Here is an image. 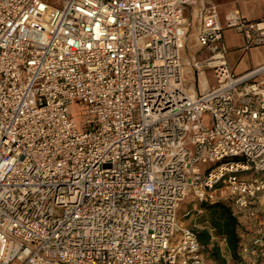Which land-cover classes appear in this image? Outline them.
<instances>
[{"label": "built area", "instance_id": "built-area-1", "mask_svg": "<svg viewBox=\"0 0 264 264\" xmlns=\"http://www.w3.org/2000/svg\"><path fill=\"white\" fill-rule=\"evenodd\" d=\"M207 1L0 0V264H204L188 198L232 202L264 258V64L231 71Z\"/></svg>", "mask_w": 264, "mask_h": 264}, {"label": "trees", "instance_id": "trees-1", "mask_svg": "<svg viewBox=\"0 0 264 264\" xmlns=\"http://www.w3.org/2000/svg\"><path fill=\"white\" fill-rule=\"evenodd\" d=\"M201 230H193L204 247V261L212 264H227L219 243L225 245L226 253L233 264H252L240 254L251 239V233L241 221L232 202L215 204L198 203ZM264 222V214L260 217ZM253 264H264V258H256Z\"/></svg>", "mask_w": 264, "mask_h": 264}, {"label": "crops", "instance_id": "crops-1", "mask_svg": "<svg viewBox=\"0 0 264 264\" xmlns=\"http://www.w3.org/2000/svg\"><path fill=\"white\" fill-rule=\"evenodd\" d=\"M207 5L216 7L218 22L223 29V42L228 50L226 59L231 71L236 75H243L263 65L264 45L245 50L244 36L226 27V15L230 11H238L248 21H264V0H208ZM194 27L195 23L190 29L187 45L183 52L184 58H200L204 55L196 47ZM188 45L193 52L191 54L187 52Z\"/></svg>", "mask_w": 264, "mask_h": 264}, {"label": "rangeland", "instance_id": "rangeland-1", "mask_svg": "<svg viewBox=\"0 0 264 264\" xmlns=\"http://www.w3.org/2000/svg\"><path fill=\"white\" fill-rule=\"evenodd\" d=\"M187 52L190 54L193 53L189 45L187 48ZM204 81H206L207 84L211 87L216 86V81L212 71H204L203 75L199 78L197 82V86H198L197 90L202 88V84ZM70 111L71 113L75 114L77 126L81 130L83 118L81 111H79L78 105L73 104L70 107ZM197 208H198V203H196L192 198H188L183 203L180 204L178 210V218H179L178 223L181 225V227H187L191 230H201L202 225L199 219L200 214H197L196 212ZM259 223H261L264 226L263 220L260 219ZM247 227L250 228V225L249 226L247 225ZM219 246L223 256L227 261V264H233L231 259L228 257L226 253L225 245L223 243H219ZM204 264H212V263L205 262Z\"/></svg>", "mask_w": 264, "mask_h": 264}, {"label": "bare ground", "instance_id": "bare-ground-1", "mask_svg": "<svg viewBox=\"0 0 264 264\" xmlns=\"http://www.w3.org/2000/svg\"><path fill=\"white\" fill-rule=\"evenodd\" d=\"M202 85H204V83Z\"/></svg>", "mask_w": 264, "mask_h": 264}]
</instances>
